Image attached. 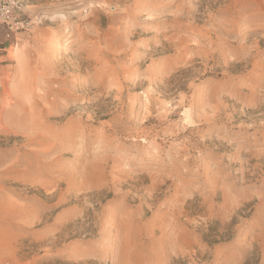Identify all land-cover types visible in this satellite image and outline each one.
<instances>
[{
  "label": "rangeland",
  "instance_id": "rangeland-1",
  "mask_svg": "<svg viewBox=\"0 0 264 264\" xmlns=\"http://www.w3.org/2000/svg\"><path fill=\"white\" fill-rule=\"evenodd\" d=\"M17 1L0 264H264V0Z\"/></svg>",
  "mask_w": 264,
  "mask_h": 264
},
{
  "label": "built area",
  "instance_id": "built-area-1",
  "mask_svg": "<svg viewBox=\"0 0 264 264\" xmlns=\"http://www.w3.org/2000/svg\"><path fill=\"white\" fill-rule=\"evenodd\" d=\"M20 10L21 4L17 0H0V28L5 30L7 37L30 26V21L21 17ZM2 50L0 43V52Z\"/></svg>",
  "mask_w": 264,
  "mask_h": 264
}]
</instances>
